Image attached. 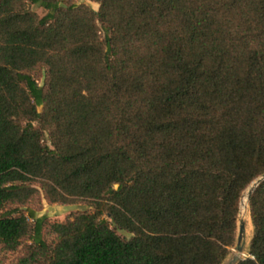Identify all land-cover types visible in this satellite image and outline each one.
<instances>
[{
  "label": "trees",
  "instance_id": "obj_1",
  "mask_svg": "<svg viewBox=\"0 0 264 264\" xmlns=\"http://www.w3.org/2000/svg\"><path fill=\"white\" fill-rule=\"evenodd\" d=\"M91 1L0 0L1 246L224 264L264 174V0ZM43 200L94 210L51 221ZM249 205L238 264H264V181Z\"/></svg>",
  "mask_w": 264,
  "mask_h": 264
},
{
  "label": "rangeland",
  "instance_id": "obj_2",
  "mask_svg": "<svg viewBox=\"0 0 264 264\" xmlns=\"http://www.w3.org/2000/svg\"><path fill=\"white\" fill-rule=\"evenodd\" d=\"M77 1L91 4L96 10L99 8L98 3L93 2L91 0H77ZM30 7L41 16L46 15L48 12L46 9L39 7L38 5L35 4H30ZM248 189L243 194L244 198L241 207V219L246 221V236L244 239V257H247L249 255L248 254L249 247L254 231L251 215H250V205L248 203V199L246 196ZM245 199H247L246 206H245V201H246ZM35 207H37L38 216H47L48 219L51 221H63L66 217L70 216L73 213L94 210L93 207L89 206L87 203L83 201L69 205H62V204H49L45 200H43L42 203L36 204ZM239 224H240V220H239ZM120 234L123 236L127 235L125 232L122 231H120ZM45 238L51 240V236L49 234H46ZM235 248L236 246L232 249V252L226 261L230 259V257L235 251ZM18 255L19 252L6 251L0 244V264H16Z\"/></svg>",
  "mask_w": 264,
  "mask_h": 264
},
{
  "label": "water",
  "instance_id": "obj_3",
  "mask_svg": "<svg viewBox=\"0 0 264 264\" xmlns=\"http://www.w3.org/2000/svg\"><path fill=\"white\" fill-rule=\"evenodd\" d=\"M264 181V174L257 178L250 186L248 189V192L246 194L248 203L250 200V197L253 195L255 192L256 188ZM244 198V197H243ZM243 201V199H242ZM242 207V204H241ZM240 224H239V232H238V238H237V243H236V248L232 256L228 261H226L224 264H238L241 260L244 258V239L246 236V221L241 219V213H240Z\"/></svg>",
  "mask_w": 264,
  "mask_h": 264
},
{
  "label": "bare ground",
  "instance_id": "obj_4",
  "mask_svg": "<svg viewBox=\"0 0 264 264\" xmlns=\"http://www.w3.org/2000/svg\"><path fill=\"white\" fill-rule=\"evenodd\" d=\"M246 201H245V206H246V202H247V199H245Z\"/></svg>",
  "mask_w": 264,
  "mask_h": 264
}]
</instances>
